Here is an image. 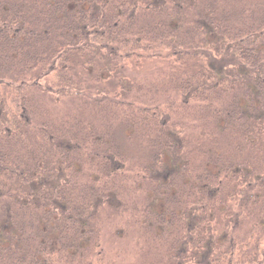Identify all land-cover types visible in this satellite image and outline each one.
I'll return each mask as SVG.
<instances>
[{
    "label": "trees",
    "instance_id": "obj_1",
    "mask_svg": "<svg viewBox=\"0 0 264 264\" xmlns=\"http://www.w3.org/2000/svg\"><path fill=\"white\" fill-rule=\"evenodd\" d=\"M105 214L264 264V0H0V264H91Z\"/></svg>",
    "mask_w": 264,
    "mask_h": 264
},
{
    "label": "rangeland",
    "instance_id": "obj_2",
    "mask_svg": "<svg viewBox=\"0 0 264 264\" xmlns=\"http://www.w3.org/2000/svg\"><path fill=\"white\" fill-rule=\"evenodd\" d=\"M153 71V65L145 64L141 70L127 68L125 75L134 78V81H147L157 75L158 72L153 76ZM106 87L111 88V85L106 83ZM69 107H71L70 103L66 105L62 102L58 106L60 110ZM129 217V215L121 217L103 215L100 238L102 246L100 254L94 255L93 251L88 257V260H92L91 264H150L158 260L155 257L156 252L146 249L143 234L141 236L138 227L131 224Z\"/></svg>",
    "mask_w": 264,
    "mask_h": 264
}]
</instances>
